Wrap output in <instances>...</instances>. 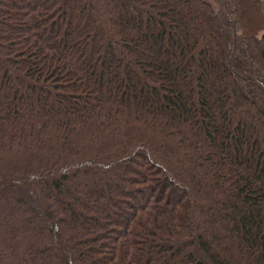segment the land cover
<instances>
[{"label":"trees","instance_id":"16d2710c","mask_svg":"<svg viewBox=\"0 0 264 264\" xmlns=\"http://www.w3.org/2000/svg\"><path fill=\"white\" fill-rule=\"evenodd\" d=\"M0 264H264V0H0Z\"/></svg>","mask_w":264,"mask_h":264},{"label":"rangeland","instance_id":"374dc122","mask_svg":"<svg viewBox=\"0 0 264 264\" xmlns=\"http://www.w3.org/2000/svg\"><path fill=\"white\" fill-rule=\"evenodd\" d=\"M208 1L213 3V0H208ZM216 7H217V6H216ZM21 224H22V222H21ZM21 226H22V225H21ZM11 227H13V229H14V228H19V226L16 227V225H14V226L11 225Z\"/></svg>","mask_w":264,"mask_h":264}]
</instances>
